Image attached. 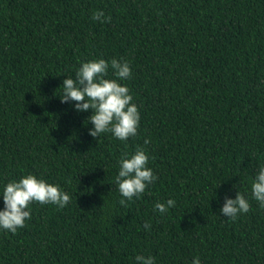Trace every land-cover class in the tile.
Returning a JSON list of instances; mask_svg holds the SVG:
<instances>
[{
	"label": "trees",
	"instance_id": "1",
	"mask_svg": "<svg viewBox=\"0 0 264 264\" xmlns=\"http://www.w3.org/2000/svg\"><path fill=\"white\" fill-rule=\"evenodd\" d=\"M96 58L131 68L122 83L140 121L125 141L91 137V110L58 97ZM138 146L156 179L122 205L117 161ZM261 163L264 0H0V184L32 173L70 196L33 202L24 227L0 230V264H264L250 191ZM238 190L249 210L228 219L219 208Z\"/></svg>",
	"mask_w": 264,
	"mask_h": 264
},
{
	"label": "clouds",
	"instance_id": "2",
	"mask_svg": "<svg viewBox=\"0 0 264 264\" xmlns=\"http://www.w3.org/2000/svg\"><path fill=\"white\" fill-rule=\"evenodd\" d=\"M92 19L106 20L103 11L97 10ZM112 76L108 77V70ZM131 76L128 61L111 58H96L82 60L74 74L62 80L60 95L62 103H72V108L78 112L91 110L87 123L92 127L88 129L91 137H98L101 133H111L120 141L135 136L139 126L140 114L133 102L132 94L127 84L122 83ZM145 144L148 140L145 139ZM148 155L143 147H136L132 152H124L117 161L118 170L114 177L115 186L122 197L120 204L133 197L139 198L145 189L156 179L153 170L148 167ZM235 187V186H234ZM251 197L260 208H264V163L257 166L250 182ZM0 230L15 233L18 228L25 225L31 216L30 204H53L63 208L68 204L70 196L58 184L50 183L43 177L32 173L23 174L19 179H11L0 184ZM175 206L173 199L165 202H156L154 210L164 213ZM249 210L248 199L239 190L235 197L224 196L223 205L219 212L228 219H236L239 214ZM145 229L150 227L146 222ZM135 264H155L154 258L136 255ZM191 264H201L199 256H194Z\"/></svg>",
	"mask_w": 264,
	"mask_h": 264
}]
</instances>
